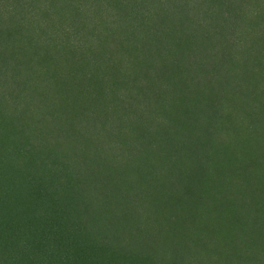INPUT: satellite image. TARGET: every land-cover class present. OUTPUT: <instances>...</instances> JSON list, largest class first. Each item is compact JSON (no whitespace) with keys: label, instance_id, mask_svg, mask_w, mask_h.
I'll return each mask as SVG.
<instances>
[{"label":"trees","instance_id":"1","mask_svg":"<svg viewBox=\"0 0 264 264\" xmlns=\"http://www.w3.org/2000/svg\"><path fill=\"white\" fill-rule=\"evenodd\" d=\"M1 1L0 264H264V16L254 1L250 12L220 1L188 39L151 14L159 0H101L106 11L92 0ZM138 4L148 12L134 13ZM162 28L185 63L140 55L168 53L147 34ZM204 28V45L223 49L197 63L191 40ZM244 75L261 82L245 97L258 125L239 111ZM206 85L214 108H190Z\"/></svg>","mask_w":264,"mask_h":264},{"label":"rangeland","instance_id":"2","mask_svg":"<svg viewBox=\"0 0 264 264\" xmlns=\"http://www.w3.org/2000/svg\"><path fill=\"white\" fill-rule=\"evenodd\" d=\"M53 0H51L52 2ZM78 2H81V0H77ZM85 1V0H83ZM89 0H86V2H88ZM94 5H102V8L105 9L106 11V6L103 5V3L101 2V0H92ZM185 2V0H183ZM176 2L174 4H171L172 2L171 1H168L167 0H159L158 1V4L156 7H152L151 5H153L154 3H151L150 4V7L152 10L156 9L154 12H152L151 14H153L154 17H164L167 15V20L164 21L163 24H165V26L167 25V22L169 23V28L170 30L173 31V34H178V33H184L186 32V36L187 39L190 38V35H188L187 33L190 32V26L194 25L196 22L198 23H201L202 24V21L206 19V17L212 13H215L216 10L214 11L212 8L213 6L216 7V5L220 2L222 5H225V1H228V3H231L229 0H218L216 3H214V1L216 0H189L190 3L192 5L189 4V6H191V9H192V6H193V11L192 12H189L188 10H184L185 9V3L184 2ZM187 1V0H186ZM213 1V2H212ZM234 1V4L235 2H238V4H243L244 3V6L242 7H245V3L248 4L249 2H253L252 6L253 7H258L256 8L257 10L260 9L261 13L263 14L264 16V0H232ZM50 2V0H49ZM113 2V0H107V3L111 4ZM156 2V0H155ZM3 1H1V5H0V13L2 11V7L3 6ZM56 3V2H55ZM54 3V5H55ZM171 5H170V4ZM126 5H128V3H126ZM25 6V5H24ZM141 4H138L134 7V13H137V14H141V13H146L148 12V10H145L144 7H140ZM50 9L53 7V6H48ZM229 7H232V5L230 4ZM206 9V11H205ZM217 9V7H216ZM250 8H243L242 11H246V12H250L249 11ZM255 10V11H257ZM160 11H164L163 13L160 12ZM180 11V13H179ZM62 12H64L66 15L69 14V9L67 8L66 4L62 7ZM200 12H205L204 14H199ZM158 13H160V15H158ZM230 12H227V14H229ZM257 12H253V13H249L248 16H246V21H254L255 20V15L253 14H257ZM3 14V13H2ZM6 13H4L3 17H5ZM150 14V15H151ZM156 14V15H155ZM163 15V16H161ZM153 16H149V17H152ZM203 17V18H202ZM227 17V16H226ZM165 18V19H166ZM179 19V20H178ZM228 20L224 19L222 23H216L215 25H213L214 28H222L223 25L227 22ZM175 23V24H174ZM182 23V25L180 24ZM176 26L174 28V26ZM191 26V27H192ZM245 25H243L242 27L244 28ZM164 27V26H163ZM167 28V27H166ZM176 28H178L179 30H175ZM208 28V27H207ZM206 28V29H207ZM205 28L203 30H200L199 33H197V35H200L201 39H198V37H195L193 40H191V45H193L194 48L191 47V50L190 52L196 50V54H192L190 59L191 61H196L197 63L199 62H202V61H205V60H209L208 63L214 61V60H217V57L220 58L218 55L220 53V51L217 49V48H221L223 49V47L221 45L219 46H215L212 51L210 50V47L206 46L208 45V42L207 41V36L206 34L208 33L207 29L206 30ZM258 29V27H257ZM165 29L162 28V30H160L159 32V37L157 38H154V36L149 32L147 31V34H149L151 37V41H152V44H155L157 45L159 48L161 47H165L166 51L167 52H164L165 50H163V52H160L158 55L160 56V58H158V56L155 54V50H152V53L149 55L147 51L145 50H141L140 52V55L146 60V62L149 64H158L159 62H162V64H168V62H171V59H176V62H186L184 61L186 58H189L188 55L185 56V52H184V48L183 46L182 47H179L180 45H175L173 44V42H170V41H166L165 38H163L162 36H160V34H162L161 31H164ZM264 30V28H263ZM178 32V33H177ZM70 34V32H69ZM182 35V34H181ZM68 41L69 42H76L78 41L75 37V34H70L68 35ZM205 38V39H204ZM73 39V40H72ZM183 40V37L181 38ZM185 40V39H184ZM183 40V41H184ZM205 40V41H204ZM182 41V42H183ZM206 42V45H204ZM78 43V42H77ZM186 44V43H185ZM184 44V45H185ZM202 45H204V48H202ZM76 47H79L81 48V46H76ZM135 48V47H134ZM132 52L138 54V52L135 50H133ZM72 53V52H71ZM236 53L234 54H230V56H235ZM64 55V54H63ZM62 55V56H63ZM197 57H195V56ZM134 56V55H133ZM182 56H185L184 58ZM63 58V57H62ZM67 58H72V55H69L67 56ZM171 58V59H170ZM179 58V59H178ZM205 59V60H204ZM161 60V61H160ZM133 75H134V72L132 71ZM140 73L143 74L144 71L143 69L140 70ZM246 77L248 76H239L236 80V83H237V89L241 90V88H244V90H242L241 92H239L240 95H243L244 97H242L240 99V102L241 100H245L242 104L244 105L243 108L242 107H239V111H241L243 114H244V121L247 122V123H250V124H255V125H258V113L256 114V112H258V106L256 107V105H251L250 103H247L249 102L247 100L246 95H248V91L250 90H254L252 91V96H254L255 94H257L259 91H260V88H259V84L258 83H261L259 79H255L254 77H251L249 80H246ZM244 80V81H243ZM246 84H247V89H246ZM149 86V84H147ZM212 86H209V85H206L205 89V96L204 98H202L201 96L199 95H196V97H193L189 99V102H188V106L190 108H193L195 107L194 109L196 111H200V110H208L210 107L211 109L214 108V106H212L211 104H209V102H212V97H214V95L216 94H212V93H209L207 92ZM239 95V96H240ZM230 96H232V94H228V98H230ZM217 97V96H216ZM186 109L187 106H185ZM257 108V109H256ZM182 112L185 113V110L183 109ZM255 114V115H254ZM237 115V114H236ZM236 115H233L231 116L232 119H235V118H238V116ZM49 117V116H48ZM241 118V116H240ZM239 121H242L241 119L238 120V124L240 125L241 122ZM49 119L46 121V125H45V130L42 132V136H44L45 138H48L49 137V132L46 131V130H49ZM235 125H237V122L235 123ZM241 126V125H240ZM84 131V130H83ZM230 140H235L234 137H231ZM254 140V143L258 142V136H254L252 138V140L248 141V142H252ZM247 142V143H248ZM5 170V169H4ZM4 172H7V170H5ZM231 208L233 207V210H235L234 206L232 205L231 203ZM239 213V211H236ZM206 230V233H210V235L212 234L211 233V230H213V227L211 226H208L205 228ZM208 237V236H207Z\"/></svg>","mask_w":264,"mask_h":264}]
</instances>
